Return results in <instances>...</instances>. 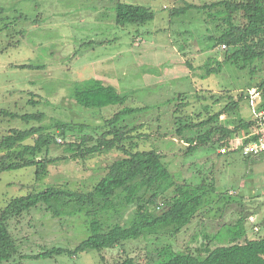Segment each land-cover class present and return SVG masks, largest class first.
<instances>
[{
  "label": "rangeland",
  "instance_id": "rangeland-1",
  "mask_svg": "<svg viewBox=\"0 0 264 264\" xmlns=\"http://www.w3.org/2000/svg\"><path fill=\"white\" fill-rule=\"evenodd\" d=\"M217 1L221 0H0V8L5 11L0 15V112L45 115L38 122L0 114V139L13 129L28 130L60 121L72 124L73 141L84 135L98 138L109 130L107 119L124 108H133L136 112L119 126L132 129L143 125L131 133L139 150H161L168 169L177 173L180 181L190 178L197 182L195 170L201 172L200 177L212 170L216 187V192L208 196L209 203L177 235L147 236L78 256L29 258L22 260L24 264H111L125 255L145 262L156 248L166 245L176 252L204 258L203 245L208 240L211 249L229 245L236 229L244 230L235 232L241 234V244L264 238V159L247 163L234 156L233 160L216 157L206 161L211 151L202 149L186 157V146L175 133L174 112L180 95L186 105L176 116L196 117L201 113L203 120L208 116L206 106L215 113L230 101H239V109L222 116L221 123L234 127L239 120L253 119L250 104L242 94L264 80V71L253 75L249 70L225 67L221 74L204 77L201 67L208 59H222L220 47L206 50L208 37H218L220 32L215 24L203 22V9L173 14L174 9H182L187 3L203 7ZM118 2L150 8L154 19L140 26L118 25ZM262 64L264 69V61ZM21 65L44 69L17 67ZM91 79L128 96L125 104L103 108L78 105L73 88ZM58 143L61 145L51 146L47 157L42 154L38 158L56 160L1 174L0 214L13 199L49 187L89 192L105 176L107 167L122 157L121 152L113 150L83 160L65 152L62 138L58 137ZM197 161L191 171L189 164ZM38 169L43 171L39 177ZM231 190L236 192L234 196L228 194ZM53 208L61 214L55 217L43 208L34 209L19 222L10 221L12 234L25 254L38 255L52 247L72 249L87 237V206L83 211L77 206ZM133 210L130 206L114 222L126 224ZM241 218L244 220L238 226Z\"/></svg>",
  "mask_w": 264,
  "mask_h": 264
},
{
  "label": "trees",
  "instance_id": "trees-1",
  "mask_svg": "<svg viewBox=\"0 0 264 264\" xmlns=\"http://www.w3.org/2000/svg\"><path fill=\"white\" fill-rule=\"evenodd\" d=\"M119 3V2H118ZM203 9L206 14L205 24H215L220 32L218 37L209 36L207 51H213L222 45V59L215 57L208 59L201 68L204 77L212 74H221L225 67L236 71H247L258 74L264 71V0H221L203 7L187 3L182 9L175 10L174 15L185 14L189 10ZM5 13L0 8V15ZM116 23L118 25H145L154 19L150 8L141 5L119 3L116 9ZM21 69H44L43 66L21 65ZM264 97V80L256 87ZM244 96L248 102L247 91ZM73 99L85 108H103L110 105H124L128 96L121 95L116 88L105 86L101 81L91 79L76 84L73 88ZM199 97V96H198ZM200 99H203L201 97ZM178 107L175 109V133L181 138L185 156H192L198 150H210L209 158H227L234 156L251 163L253 159L244 158L239 152L221 154L219 150L230 144V139L239 135L254 125V121L239 120L236 126L221 123V117L239 109V101H230L225 107L215 113L205 110L207 118L200 120L201 113L196 117L176 116L179 110L185 107L178 97ZM220 99H216L219 103ZM243 100V98H241ZM240 100V101H241ZM264 108V104L260 109ZM136 112L133 108H124L106 120L108 131L95 138L93 135H84L73 141L72 124L56 122L49 126L32 127L28 130H10L0 139V176L5 171H12L35 165H46L56 159L38 160L42 154L46 157L52 145L60 146L58 137L64 140L65 152L71 157L85 160L88 156H95L103 152L117 150L122 157L112 162L105 170V176L94 188L86 193L76 192L69 188L49 187L40 193H30L25 197L13 199L0 214V264H24L22 260L47 259L58 255L78 256L92 250L113 249L127 241L138 240L147 236H174L187 228L198 213L209 203L208 196L216 192L214 172L195 170L198 165L193 162L188 166L197 182L190 178L181 181L176 174L168 169L164 162L166 155L160 150H139L138 144L133 141L132 132L141 129L143 125L127 129L128 126H119L129 115ZM2 116L22 118L25 121L42 122L44 114L19 115L11 112H0ZM86 129L85 126H82ZM57 130V132L52 131ZM142 138V135H138ZM32 140L33 143H27ZM127 142L129 146H127ZM90 143H94L90 145ZM64 159L66 157H63ZM255 162V161H254ZM43 171L37 170V177ZM172 193V194H170ZM53 205L61 210L71 209L72 206H87L85 215L88 216L87 237L80 241L75 248L52 247L38 255H27L17 244L11 230L10 221L19 222L22 217L34 209H44L57 217L61 214ZM130 206H134L131 218L126 224L114 222L121 219L123 213ZM68 213V212H67ZM72 215V213H68ZM241 218L238 226L241 224ZM234 230L229 245L210 248V240L203 245L204 258L193 254L176 252L171 245L156 248L145 262H137L134 257L123 256L111 264H264V238L246 240L241 244L238 241L241 234ZM19 241V240H18ZM197 252H201L198 250ZM108 264V263H106Z\"/></svg>",
  "mask_w": 264,
  "mask_h": 264
},
{
  "label": "built area",
  "instance_id": "built-area-1",
  "mask_svg": "<svg viewBox=\"0 0 264 264\" xmlns=\"http://www.w3.org/2000/svg\"><path fill=\"white\" fill-rule=\"evenodd\" d=\"M226 49L225 45L221 46V50ZM247 93L254 125L230 139V144L223 146L219 152L227 154L237 151L244 158L264 159V108L260 109L264 104L262 94L257 88L249 89ZM228 194L234 196L236 192L231 190Z\"/></svg>",
  "mask_w": 264,
  "mask_h": 264
}]
</instances>
